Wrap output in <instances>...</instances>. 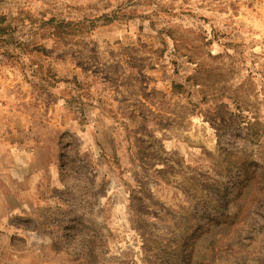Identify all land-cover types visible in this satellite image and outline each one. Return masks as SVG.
<instances>
[{
    "label": "rangeland",
    "instance_id": "rangeland-1",
    "mask_svg": "<svg viewBox=\"0 0 264 264\" xmlns=\"http://www.w3.org/2000/svg\"><path fill=\"white\" fill-rule=\"evenodd\" d=\"M0 264H264V0H0Z\"/></svg>",
    "mask_w": 264,
    "mask_h": 264
},
{
    "label": "trees",
    "instance_id": "trees-1",
    "mask_svg": "<svg viewBox=\"0 0 264 264\" xmlns=\"http://www.w3.org/2000/svg\"><path fill=\"white\" fill-rule=\"evenodd\" d=\"M7 35V29L5 30V28H0V36H2L3 37V41H7L6 39H5V36Z\"/></svg>",
    "mask_w": 264,
    "mask_h": 264
}]
</instances>
